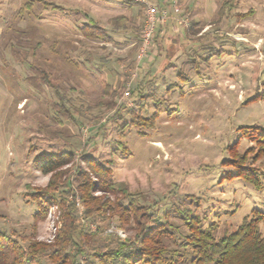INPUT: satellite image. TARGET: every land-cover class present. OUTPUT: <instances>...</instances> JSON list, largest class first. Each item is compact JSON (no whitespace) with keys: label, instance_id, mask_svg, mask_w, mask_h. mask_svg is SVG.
<instances>
[{"label":"rangeland","instance_id":"1","mask_svg":"<svg viewBox=\"0 0 264 264\" xmlns=\"http://www.w3.org/2000/svg\"><path fill=\"white\" fill-rule=\"evenodd\" d=\"M135 3L0 0V227L54 241L59 206L50 204L35 221L38 207L29 195L52 175L42 173L35 158L61 150L74 152V164L61 169L54 194L74 201L79 222L91 230L97 226L85 218L75 175L77 165L86 166L84 154L110 160L113 180L161 221L168 211L170 221L181 224L174 208L193 201L191 210L206 216V224L216 222L218 236L253 209L264 211V189L240 177L222 178L233 172L222 164L229 148L243 153L251 144L238 128L264 129V0H183L178 6L191 33L164 42L158 36L141 58L146 6ZM163 5L158 8L166 12L173 7ZM90 20L111 39L83 37L78 27ZM137 83L150 97L132 95ZM258 94L263 98L252 99ZM132 109L158 116L152 126L139 127L131 123ZM257 164L264 169V159ZM88 193L109 202L120 198L117 192ZM133 228V219L112 217L107 232L124 239ZM259 229L264 235V222Z\"/></svg>","mask_w":264,"mask_h":264},{"label":"trees","instance_id":"2","mask_svg":"<svg viewBox=\"0 0 264 264\" xmlns=\"http://www.w3.org/2000/svg\"><path fill=\"white\" fill-rule=\"evenodd\" d=\"M123 1L129 5L135 3L134 0ZM166 2L163 4L170 5ZM177 2L180 5L183 0ZM44 3L54 9H61L51 2ZM155 4L160 6L156 0ZM171 13L172 8L168 18L173 22ZM119 20L122 25H126L124 17L120 16ZM161 22L158 21L160 24L157 30L155 28L152 42L162 33ZM78 31L90 40L107 42L111 39L105 27L91 20L79 26ZM190 33L191 29L185 26L184 34ZM158 40L163 41L161 34ZM130 92L142 101L152 94L143 92L140 83L135 84ZM263 95L258 94L252 99L263 98ZM121 107L124 108V105ZM129 114L131 123L139 127L152 126L158 116L157 111L145 116L134 109ZM238 131L241 138H246L251 144L243 153H239L236 147L229 148V156L222 164L232 168L233 172L228 171L222 178L231 180L240 177L256 190H262L264 169L257 161L264 159V129L253 125L240 126ZM83 162L85 168L76 166V180L79 182L82 201L87 206L85 218L97 228L91 230L82 226L75 213V202L67 201L63 195L60 201L61 196L54 194L58 190L56 179L61 169L74 164V152L61 150L41 153L35 158V164L42 173L52 174L51 179L47 186L34 188L29 197L38 207L35 221L45 217L50 204L59 206L61 215L57 235L54 241L44 242L21 238L15 232L0 227V264H264V235L259 229V224L264 222V211L253 209L235 229L224 231L218 236L216 222L206 224V216H199L191 210L193 201L186 208H174L175 217L181 224L170 221L168 211L163 212L161 221L151 207L137 203L135 194L130 193L123 182L113 180L110 160L84 154ZM59 186L63 192H68L66 183ZM90 189L117 192L120 198L109 202V199L91 196L88 193ZM195 201L198 206V199ZM112 217L123 223L133 219V235L122 239L114 232H107Z\"/></svg>","mask_w":264,"mask_h":264},{"label":"built area","instance_id":"3","mask_svg":"<svg viewBox=\"0 0 264 264\" xmlns=\"http://www.w3.org/2000/svg\"><path fill=\"white\" fill-rule=\"evenodd\" d=\"M139 3H142L146 6L145 8V20L143 23V30L141 34V45L139 57L141 58L145 53L148 47L151 44V38L155 31L156 23L161 20L165 21L168 19V12L164 9H159L157 5L150 3L148 0H135ZM169 1V0H166ZM171 1V0H170ZM172 14L175 17L176 22L180 26H187L188 20L181 15V9L178 6L176 0H172Z\"/></svg>","mask_w":264,"mask_h":264},{"label":"crops","instance_id":"4","mask_svg":"<svg viewBox=\"0 0 264 264\" xmlns=\"http://www.w3.org/2000/svg\"><path fill=\"white\" fill-rule=\"evenodd\" d=\"M157 1V3H159V4H162L163 2H165L166 0H156ZM167 3H169V4H171V7H172V0L170 1H168ZM173 15V14H172ZM173 18V17H172ZM169 21V20H168ZM168 21H165V22H167V23H163V21H162V25H163V29H162V33H159L158 34V36L160 37V34L163 36V38L165 39L166 37L167 38H169V37H172L173 39L174 38H176V37H178V35L179 34H183L184 35V27H182L183 28V30L182 31H178L177 30V26H175V27H173L172 26V24H178L177 22H176V20L173 18V22H168ZM179 25V24H178ZM157 30V29H156ZM183 32V33H182ZM187 36V35H186ZM164 39H163V42H164ZM150 47H151V45H150ZM149 47V48H150ZM181 54H183V52L181 53ZM179 56V55H178ZM151 62H147V64H150Z\"/></svg>","mask_w":264,"mask_h":264},{"label":"bare ground","instance_id":"5","mask_svg":"<svg viewBox=\"0 0 264 264\" xmlns=\"http://www.w3.org/2000/svg\"><path fill=\"white\" fill-rule=\"evenodd\" d=\"M157 145H159V143H157Z\"/></svg>","mask_w":264,"mask_h":264}]
</instances>
